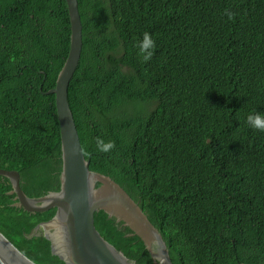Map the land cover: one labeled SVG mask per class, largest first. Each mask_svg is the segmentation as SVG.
<instances>
[{
	"label": "trees",
	"instance_id": "obj_1",
	"mask_svg": "<svg viewBox=\"0 0 264 264\" xmlns=\"http://www.w3.org/2000/svg\"><path fill=\"white\" fill-rule=\"evenodd\" d=\"M68 102L89 169L111 177L159 230L172 264H264V0H77ZM226 12L234 13L229 19ZM148 32L154 54L142 61ZM65 0H0V168L28 197L60 187L54 94L67 56ZM112 141L108 152L96 138ZM95 186H99L96 182ZM0 175V233L35 264H65L42 233L55 208L14 207ZM100 235L135 264L141 239L99 210Z\"/></svg>",
	"mask_w": 264,
	"mask_h": 264
},
{
	"label": "water",
	"instance_id": "obj_2",
	"mask_svg": "<svg viewBox=\"0 0 264 264\" xmlns=\"http://www.w3.org/2000/svg\"><path fill=\"white\" fill-rule=\"evenodd\" d=\"M70 21V44L55 85L45 94H54L59 124L61 173L60 187L38 197H28L20 187L15 169L0 168V175L11 184L14 207L27 212L55 208L54 215L37 224L29 237L42 235L50 241L51 253L65 264H135L106 241L94 225V213L102 210L108 218L122 222L150 253L154 264H172L159 230L128 193L108 175L89 169L68 102V86L79 64L82 50V23L77 0H65ZM98 182L99 186H95ZM0 264H35L20 253L0 233Z\"/></svg>",
	"mask_w": 264,
	"mask_h": 264
},
{
	"label": "clouds",
	"instance_id": "obj_3",
	"mask_svg": "<svg viewBox=\"0 0 264 264\" xmlns=\"http://www.w3.org/2000/svg\"><path fill=\"white\" fill-rule=\"evenodd\" d=\"M226 15L231 20L234 18V13L226 12ZM155 41L153 40L150 33L145 32L142 40L138 44L139 52L142 54V61H148L154 54ZM248 125L255 129L264 132V114L254 112L247 117ZM97 149L101 152H108L115 147L114 142H105L102 138H96Z\"/></svg>",
	"mask_w": 264,
	"mask_h": 264
},
{
	"label": "flooded vegetation",
	"instance_id": "obj_4",
	"mask_svg": "<svg viewBox=\"0 0 264 264\" xmlns=\"http://www.w3.org/2000/svg\"><path fill=\"white\" fill-rule=\"evenodd\" d=\"M19 183H20V180H19ZM117 222V221H116Z\"/></svg>",
	"mask_w": 264,
	"mask_h": 264
}]
</instances>
